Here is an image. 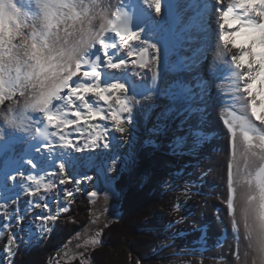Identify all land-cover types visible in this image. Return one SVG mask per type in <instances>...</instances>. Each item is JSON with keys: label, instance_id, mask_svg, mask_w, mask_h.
<instances>
[{"label": "snow or ice", "instance_id": "snow-or-ice-1", "mask_svg": "<svg viewBox=\"0 0 264 264\" xmlns=\"http://www.w3.org/2000/svg\"><path fill=\"white\" fill-rule=\"evenodd\" d=\"M142 2L155 13L161 12V0ZM130 7L114 5L111 0H0V142L5 144L3 152H14L7 141L19 133L32 152L39 154L15 159V168L2 175L0 218L5 222L0 224V238L13 224L23 231L25 218L34 209L40 210L32 217L39 222L38 232L25 237L7 233L4 250L9 264H13L21 239L31 243L49 237L61 214L69 211L72 188L63 189L62 196L53 193L55 211L46 194L53 192L57 183L74 182L79 190L74 154L85 149L107 150L128 133L134 105L140 103L129 95V86L123 82L129 70L139 69L133 74L141 76L140 70L149 68L152 87H156L161 48L144 35L143 26L137 30ZM208 7L209 19L216 26L213 63L225 65L230 73L226 91L231 97L224 107L230 156L225 191L220 196L229 226L222 229L223 239L218 237L216 246L227 242L229 232L234 244L228 255L214 259L221 264H264V0H212ZM197 87L204 102L199 111L207 123L210 86L202 80ZM181 147L176 145L174 151ZM25 164L33 171L25 173ZM116 165L112 160L108 171L117 172ZM208 171L197 181L185 183L186 199L193 195V186H202ZM45 177L50 179L45 182ZM165 186L174 187L169 181ZM6 192H13L14 197L5 198ZM97 195V191L88 193L89 197ZM20 196L28 197L23 209ZM181 207L180 203L173 205L175 211ZM185 219L181 217L168 227ZM216 220L225 223L219 209ZM206 228L200 229L202 244ZM102 231L77 247L102 245ZM179 235L173 234V239ZM241 245L243 253L238 250ZM232 249L236 252L229 260ZM79 256V264H90L85 251Z\"/></svg>", "mask_w": 264, "mask_h": 264}, {"label": "bare ground", "instance_id": "bare-ground-1", "mask_svg": "<svg viewBox=\"0 0 264 264\" xmlns=\"http://www.w3.org/2000/svg\"><path fill=\"white\" fill-rule=\"evenodd\" d=\"M119 1L111 0V3L116 5ZM202 2L204 3L200 6L197 0H161V12L159 14L155 13L154 8H149L146 5L151 17L147 24L143 26L145 29L144 35L161 48L160 75L155 89H153L151 84V71L149 68L140 70L142 71L141 76L133 74L134 71L139 69H130L124 77L123 82L129 86V95L134 96L140 103L134 105L133 123L129 127L128 133L123 136L126 135L129 139L133 138L148 126L149 123L147 124V121L151 122L155 119L154 122L156 124L165 126V128L161 127L159 129L160 132H154L156 136L158 135L159 138H162L170 134L172 128L178 123V117H188L192 114L184 129L190 130L191 128L192 134L190 136L199 137L204 145V158L200 163V176L202 172L211 170L208 171L202 186L199 187L206 189L212 196L205 198L206 206L199 207L200 212L204 213L205 216H199L197 223L207 226L205 230L206 240H211L213 236L223 239L221 231L229 226L225 206L220 196L225 191L226 164L230 156L229 138L223 125V119L225 118L224 107L230 101V93L226 91L230 84L228 80L230 73L225 65H214L213 63L216 26L214 21L209 19L211 10L206 6L210 5L212 0H202ZM205 37H208V39L206 40ZM206 57L209 58L208 61ZM116 74L123 76L119 71ZM202 80L208 83L211 91V100L208 102L207 123L204 122V116L198 115L202 114L199 109L204 103L200 100L201 88L197 87ZM182 83H184V89L181 91L180 86ZM153 92L155 95L151 96L150 99H145L146 96H150ZM226 98L227 102H223ZM163 108L167 109L168 112L158 115ZM115 135L121 137L119 133H115ZM10 136L8 140L17 141V146L14 147V152H7V154L0 157V183L3 182V172L5 170L11 171L15 168L11 166L12 161L19 159L21 156L27 157L22 151V146L24 145L23 136L19 133L16 134L15 138ZM173 136L175 138L179 137L175 133ZM120 143L127 147L130 146V141L126 140V137H122L113 142L107 150L85 149L83 153H75L74 175L78 177L80 173L84 172L88 178L100 176L99 173L103 162L107 160V157H112L113 154L117 153L118 149L114 150L113 146ZM10 155L14 159H8ZM22 170L27 173L32 169L25 164ZM49 179V177H45V182ZM206 179L212 183V187L204 185ZM89 181L90 179L87 180V182ZM81 182L84 183V180H81ZM65 188L75 190L76 185L74 182L70 185L57 183V188L53 189V192L46 194L47 202L52 210L56 207L53 193L60 192L62 196V190ZM15 191L19 192L20 189L16 188ZM4 194L14 197L13 192ZM41 194H43V190ZM27 200V196H20L19 207L21 209L25 207ZM11 207L9 208L10 210ZM218 209L220 212L223 211L221 214L225 219L224 224H220L216 220V211ZM2 211L0 210V215H2ZM39 211V209H34L25 218L21 225L23 231L15 224L5 230V237L0 238V256L6 254L4 249L7 233L15 232L18 237H25L28 233L25 228L29 227L31 231L34 229L37 221H34L32 217ZM4 222V219L0 218V224ZM195 233L200 239L202 232L198 230ZM233 244L234 241L231 239L230 233L229 239L223 244L226 255L230 253V246ZM238 250L243 253V245ZM235 252L236 249L231 250L229 260H231L232 255H235Z\"/></svg>", "mask_w": 264, "mask_h": 264}, {"label": "trees", "instance_id": "trees-1", "mask_svg": "<svg viewBox=\"0 0 264 264\" xmlns=\"http://www.w3.org/2000/svg\"><path fill=\"white\" fill-rule=\"evenodd\" d=\"M179 161L169 143L141 146L130 168L121 170L115 180V188L121 195V215L104 228L102 245L86 253L90 264H136L137 261L164 264L160 249L167 232L160 229L173 210L178 192L165 190L163 178L170 175ZM92 215L89 196L80 192L69 211L61 214L50 236L20 245L13 264H79L80 257L62 261L57 258L61 249L89 224Z\"/></svg>", "mask_w": 264, "mask_h": 264}, {"label": "rangeland", "instance_id": "rangeland-1", "mask_svg": "<svg viewBox=\"0 0 264 264\" xmlns=\"http://www.w3.org/2000/svg\"><path fill=\"white\" fill-rule=\"evenodd\" d=\"M197 3L201 6L204 2H202V0H197ZM205 39L207 40L208 37H205ZM206 58L208 61L209 58ZM223 102H227V98ZM167 112L168 110L163 108L158 115L166 114ZM198 115L203 117V114ZM190 116L178 117V123L172 128L170 134L162 138H159L158 135L156 136L154 132H160L159 129L161 127L165 128V126L162 124H156V122H154L155 119L151 122L147 121V124L149 123L148 126L145 127L140 134L135 135L131 139L126 135L123 136V138L126 137V140L130 141V146L127 147L122 143L113 146L114 150L118 149L117 153L113 154L112 157H107V160L103 162L101 172L99 173L100 176L93 177L87 182L88 176L86 173H80L78 178L84 180V183L81 182L79 190H74V196L72 199H74L80 192H84L88 195L91 191H97L98 195L96 197H89L93 206V215L89 224L76 234L63 249H61L59 257L57 258L58 261L73 260L76 257H80V251L83 250L86 254L92 250L93 248L80 249L77 245L83 244L85 240L89 239L101 228L104 230V225H108L113 220L120 218L121 195L115 188V180L120 177L121 170L130 168L136 160L141 146L148 143H152V145L170 143L174 149L176 145H182L178 151H174L180 157V161L178 165L171 170L169 176H164L163 184L166 188L165 190H174L178 192V198L175 204L180 203L182 207L179 211L173 209L169 216H167V220L163 227L160 229V231L164 229V231L167 232V237L162 243L163 246L160 249L161 261L164 264H221L220 260L214 259V257L226 255L224 245L219 247L216 246L218 237L213 236L211 240L208 239L202 244L201 239H199L198 235L195 233L203 226L202 223V225L197 223V219L199 216H205L204 213L200 212L199 207L206 206L204 200L206 197L208 198L212 196V194L207 192L204 188L193 186V195L191 198L186 199L184 196L185 183L187 181H197V178L200 177V163L204 158V145L201 139L196 136H190L192 134L191 128L190 130L184 129V126L189 122ZM174 133L178 134L179 137L175 138L173 136ZM114 159L117 161L116 166L118 171L112 173L108 171V168L111 166V162ZM165 181L171 182L174 187H166ZM204 185L212 187V183L207 179L204 181ZM55 209L56 207L53 208V211H55ZM221 212L223 213V211ZM181 217L186 218L183 223L171 228L168 227L171 222ZM38 224L39 222L35 223L32 231L29 230V227L25 228L28 232L25 231V233H27L26 235L31 234L32 232H38ZM175 233H179L180 235L173 239V234ZM36 242L38 241L33 239L31 243ZM31 243H28L25 239H21L20 241V245H29ZM177 252H184L186 254L173 255ZM193 252H195V254H193ZM7 262H9L7 254L0 256V264H6Z\"/></svg>", "mask_w": 264, "mask_h": 264}]
</instances>
